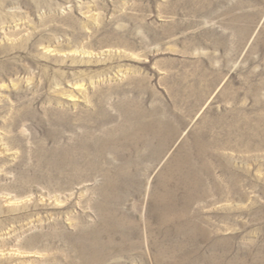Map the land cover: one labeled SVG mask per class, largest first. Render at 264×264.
Returning a JSON list of instances; mask_svg holds the SVG:
<instances>
[{"label":"rangeland","instance_id":"374dc122","mask_svg":"<svg viewBox=\"0 0 264 264\" xmlns=\"http://www.w3.org/2000/svg\"><path fill=\"white\" fill-rule=\"evenodd\" d=\"M0 264H264V0H0Z\"/></svg>","mask_w":264,"mask_h":264},{"label":"bare ground","instance_id":"6f19581e","mask_svg":"<svg viewBox=\"0 0 264 264\" xmlns=\"http://www.w3.org/2000/svg\"><path fill=\"white\" fill-rule=\"evenodd\" d=\"M108 199V198H107ZM169 216V215H168ZM184 217V216H183ZM169 218V217H168ZM178 219V218H177ZM178 221V220H177ZM195 246V245H194ZM86 248V247H85ZM187 250V249H186ZM88 253V252H87Z\"/></svg>","mask_w":264,"mask_h":264}]
</instances>
